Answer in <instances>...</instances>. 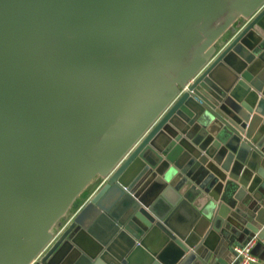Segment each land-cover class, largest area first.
Instances as JSON below:
<instances>
[{"label":"water","instance_id":"1","mask_svg":"<svg viewBox=\"0 0 264 264\" xmlns=\"http://www.w3.org/2000/svg\"><path fill=\"white\" fill-rule=\"evenodd\" d=\"M253 239L264 0H0V264H238Z\"/></svg>","mask_w":264,"mask_h":264},{"label":"crops","instance_id":"2","mask_svg":"<svg viewBox=\"0 0 264 264\" xmlns=\"http://www.w3.org/2000/svg\"><path fill=\"white\" fill-rule=\"evenodd\" d=\"M248 19H244L241 24L227 37H225V39H219L216 43V50L217 52L219 50H221L224 45L241 29V27L247 22ZM104 182V177H101V178H98L97 180V183L95 184V186L89 191L87 192V194L83 197V199L78 203V205L73 209V211L71 212V214L64 220V222L58 227L55 229V233H59V231H61L65 225H67V223L70 221V219L83 207V205L88 201V199L90 198V196L99 188V186L101 184H103ZM183 224V227L182 229L186 228L188 226V222L185 221L182 223ZM197 223H194V225L192 224L190 227H188V229L185 231V234L188 235L191 234L193 235V231H194V228H195V225ZM190 237V236H188ZM258 240L256 239H253V242H254V245L257 243ZM253 245V246H254ZM255 255L257 256V258L259 259V261L261 263H264V248L263 246H259V248L257 249V252L255 253Z\"/></svg>","mask_w":264,"mask_h":264},{"label":"rangeland","instance_id":"3","mask_svg":"<svg viewBox=\"0 0 264 264\" xmlns=\"http://www.w3.org/2000/svg\"><path fill=\"white\" fill-rule=\"evenodd\" d=\"M244 20L243 17L239 16L236 18V20L220 35L219 39H225V37L229 36ZM218 39V40H219ZM105 179V178H104ZM98 178H96L93 182H91L88 186L83 189L75 198L74 200L70 203V205L67 207L63 215L55 222L53 225L52 231L56 228H58L64 220L71 214L73 209L78 205V203L83 199V197L89 192L97 183Z\"/></svg>","mask_w":264,"mask_h":264},{"label":"built area","instance_id":"4","mask_svg":"<svg viewBox=\"0 0 264 264\" xmlns=\"http://www.w3.org/2000/svg\"><path fill=\"white\" fill-rule=\"evenodd\" d=\"M253 245L254 242L251 241L242 247H235L237 258L239 259L238 264H264L261 263L257 256L252 253Z\"/></svg>","mask_w":264,"mask_h":264},{"label":"flooded vegetation","instance_id":"5","mask_svg":"<svg viewBox=\"0 0 264 264\" xmlns=\"http://www.w3.org/2000/svg\"><path fill=\"white\" fill-rule=\"evenodd\" d=\"M96 178H101V177H100V176H96V177L93 179V181H94ZM93 181H92V182H93Z\"/></svg>","mask_w":264,"mask_h":264}]
</instances>
